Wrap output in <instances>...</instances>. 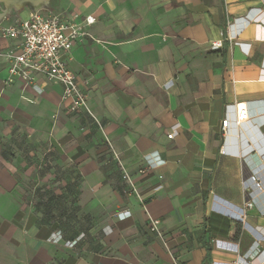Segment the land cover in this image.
I'll list each match as a JSON object with an SVG mask.
<instances>
[{
    "label": "crops",
    "instance_id": "1",
    "mask_svg": "<svg viewBox=\"0 0 264 264\" xmlns=\"http://www.w3.org/2000/svg\"><path fill=\"white\" fill-rule=\"evenodd\" d=\"M25 1L89 33L68 66L94 118L3 85L0 264H264V0Z\"/></svg>",
    "mask_w": 264,
    "mask_h": 264
},
{
    "label": "built area",
    "instance_id": "2",
    "mask_svg": "<svg viewBox=\"0 0 264 264\" xmlns=\"http://www.w3.org/2000/svg\"><path fill=\"white\" fill-rule=\"evenodd\" d=\"M94 22V18H85V25ZM2 38L7 39L10 45L2 53L5 63L6 77L3 85L11 86L21 82L24 86H38L39 77L47 83L61 87V102L66 109L74 114L79 111L94 118L87 102V96L77 82L75 74L68 66L69 52L73 43L82 37L90 36L83 30L82 25L67 23L60 14L49 12L45 9L33 10L27 19L17 17L13 23L0 27ZM222 40L210 43L211 50L222 47ZM238 119L244 120L247 116L244 108L238 109ZM228 120L222 121L223 133L228 128ZM171 131L167 138H173ZM118 159V154L113 153ZM123 178L129 185V193L137 194L128 172L122 168ZM255 181L256 177H252ZM257 184H259L257 182ZM250 205V204H249ZM158 221H153L151 230L156 231ZM83 237L80 234L74 240L64 241L63 234L58 231L54 234L53 242H62L67 247L73 248ZM173 264L178 262L173 259Z\"/></svg>",
    "mask_w": 264,
    "mask_h": 264
},
{
    "label": "rangeland",
    "instance_id": "3",
    "mask_svg": "<svg viewBox=\"0 0 264 264\" xmlns=\"http://www.w3.org/2000/svg\"><path fill=\"white\" fill-rule=\"evenodd\" d=\"M32 9L33 8L29 5V3L24 0H0V27L9 23H13L17 17L20 19H27ZM7 41V39L2 38L0 33V95H2L4 92L3 80L6 77V70L3 68L4 62L2 53ZM0 119L4 120L1 109ZM2 139H4L3 136ZM0 167H2V163H0Z\"/></svg>",
    "mask_w": 264,
    "mask_h": 264
},
{
    "label": "trees",
    "instance_id": "4",
    "mask_svg": "<svg viewBox=\"0 0 264 264\" xmlns=\"http://www.w3.org/2000/svg\"><path fill=\"white\" fill-rule=\"evenodd\" d=\"M0 156L4 160H9V151L0 144ZM241 232V224L239 222L233 221L230 227L229 239L232 241H237L239 239Z\"/></svg>",
    "mask_w": 264,
    "mask_h": 264
},
{
    "label": "water",
    "instance_id": "5",
    "mask_svg": "<svg viewBox=\"0 0 264 264\" xmlns=\"http://www.w3.org/2000/svg\"><path fill=\"white\" fill-rule=\"evenodd\" d=\"M16 1V0H15ZM25 1V0H24ZM33 11V10H32Z\"/></svg>",
    "mask_w": 264,
    "mask_h": 264
}]
</instances>
